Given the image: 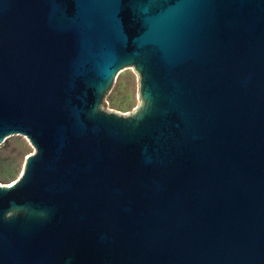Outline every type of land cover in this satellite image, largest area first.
I'll return each instance as SVG.
<instances>
[{
    "label": "water",
    "instance_id": "water-1",
    "mask_svg": "<svg viewBox=\"0 0 264 264\" xmlns=\"http://www.w3.org/2000/svg\"><path fill=\"white\" fill-rule=\"evenodd\" d=\"M12 135L0 264H264V0H0Z\"/></svg>",
    "mask_w": 264,
    "mask_h": 264
},
{
    "label": "rangeland",
    "instance_id": "rangeland-1",
    "mask_svg": "<svg viewBox=\"0 0 264 264\" xmlns=\"http://www.w3.org/2000/svg\"><path fill=\"white\" fill-rule=\"evenodd\" d=\"M136 76L131 69H122L113 80L105 96V108L126 113L135 108ZM32 151L22 135H12L0 144V184H9L20 173L23 158Z\"/></svg>",
    "mask_w": 264,
    "mask_h": 264
}]
</instances>
